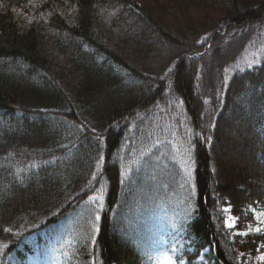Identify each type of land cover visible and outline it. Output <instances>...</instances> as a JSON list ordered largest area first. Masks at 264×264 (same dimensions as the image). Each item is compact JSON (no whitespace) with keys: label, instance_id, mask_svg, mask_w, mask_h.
<instances>
[{"label":"trees","instance_id":"trees-1","mask_svg":"<svg viewBox=\"0 0 264 264\" xmlns=\"http://www.w3.org/2000/svg\"><path fill=\"white\" fill-rule=\"evenodd\" d=\"M263 32L264 0H0V264H264ZM171 101L190 177L128 178Z\"/></svg>","mask_w":264,"mask_h":264},{"label":"rangeland","instance_id":"rangeland-1","mask_svg":"<svg viewBox=\"0 0 264 264\" xmlns=\"http://www.w3.org/2000/svg\"><path fill=\"white\" fill-rule=\"evenodd\" d=\"M262 58H264V32L255 43L254 47L248 49L235 69L243 70L252 67ZM157 112L156 117H154V124H156L155 128L153 125L150 129L144 132V136H139L137 138L140 144H137V149L132 150L131 152L130 158L128 159V166L125 168L126 176L131 178L134 172L143 171V168L150 166L151 162H160L161 164L168 162L170 164H176L187 177H190L192 172L190 151L177 143L180 126L184 127L180 102L171 101L167 109L161 108ZM235 124L238 123L236 122ZM233 129L237 130L238 127L233 125ZM238 158H240V155L237 151H230L227 154H224L223 157L227 162L238 160ZM152 169L157 173V178H167V174L162 173L160 165L155 166V168L152 166ZM145 170L149 171L148 169ZM142 180H147V177L142 178ZM133 186L136 185L134 184ZM145 191L149 193V195H156L160 192V188L159 185H157L153 193L150 187L146 186ZM93 201L98 208H102L103 196L101 194H96ZM173 206L172 195H169L168 199L163 202L161 209H171ZM250 212L254 215L255 223L249 224L247 230L244 232H236V235H247L249 233H260L264 231V208L251 207ZM161 213L162 212L160 211L159 215ZM236 222V218L231 215L227 216L226 224L229 229H234L237 224ZM157 224L159 223L157 222ZM157 231L158 228L152 229L151 233ZM258 262L264 263V253H261L258 256ZM165 264H171L170 260L166 259Z\"/></svg>","mask_w":264,"mask_h":264},{"label":"snow or ice","instance_id":"snow-or-ice-1","mask_svg":"<svg viewBox=\"0 0 264 264\" xmlns=\"http://www.w3.org/2000/svg\"><path fill=\"white\" fill-rule=\"evenodd\" d=\"M97 219H99V217H97Z\"/></svg>","mask_w":264,"mask_h":264}]
</instances>
